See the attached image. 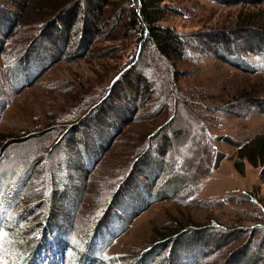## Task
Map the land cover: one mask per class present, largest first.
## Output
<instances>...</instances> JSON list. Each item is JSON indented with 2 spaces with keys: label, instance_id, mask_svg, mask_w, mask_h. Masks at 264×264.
Segmentation results:
<instances>
[{
  "label": "rangeland",
  "instance_id": "rangeland-1",
  "mask_svg": "<svg viewBox=\"0 0 264 264\" xmlns=\"http://www.w3.org/2000/svg\"><path fill=\"white\" fill-rule=\"evenodd\" d=\"M40 1H0L18 21L9 36L0 26V264H20L47 238L63 264H264L261 167L237 164L234 146L264 134V0H165L160 25L189 40L186 57L167 64L149 48L139 65V40L104 25L122 3L105 7L102 26L90 32V10L68 0L80 11L64 27L63 46L43 45L44 54L36 50L18 68L53 18L44 4L34 7ZM133 68L146 85L124 95L121 77L110 88ZM126 103L133 111L123 121L118 108ZM165 137L164 159L151 153L145 166L135 161L146 142ZM159 161L163 171L152 180ZM174 166L183 191L159 200ZM125 182L128 191L117 197ZM196 229L211 236L197 238ZM184 230L187 244L171 260L169 247Z\"/></svg>",
  "mask_w": 264,
  "mask_h": 264
},
{
  "label": "trees",
  "instance_id": "trees-1",
  "mask_svg": "<svg viewBox=\"0 0 264 264\" xmlns=\"http://www.w3.org/2000/svg\"><path fill=\"white\" fill-rule=\"evenodd\" d=\"M0 1H2V0H0ZM29 1L32 2V1H36V0H29ZM77 1H80V2L82 1L83 4L85 3L86 7L90 10V13L88 14V16L91 18V19H89L91 24L88 28H89L90 32L91 31L94 32L95 29H97L101 25L102 21L100 19H101L103 9L107 6H109L110 3H114L115 0H77ZM164 1L165 0H117V2L122 3V6L119 7V11L116 12L114 19H111L112 17H110V14H111L110 13L109 16L107 17L106 21H105L106 23L103 22L105 26H108L107 23L113 22L112 27H114V26L118 27L119 26L120 29L126 33V34H124L125 36L130 35V36L139 40V44L137 45L139 47V50L137 51V56H136L137 57L136 60L138 61V65L140 63L138 60V55L143 54V51H145L149 48L151 49V51H153V54H154L155 58L157 59V61H159V62L164 61V62H167V64H168V62L170 63V61H177L183 57H186V52H187L189 40L188 39L185 40L182 36L177 34L173 29L160 25V22L163 20V18L165 17V15L167 13V8L164 5ZM214 1H217V0H214ZM218 1H220V0H218ZM221 1L223 2L225 0H221ZM27 2H28V0H27ZM15 3L22 6V1H19V3L17 1H15ZM76 3L77 2L72 3V1L69 2L68 0H41L40 2H38L37 4L34 5V7H36V8L37 7L41 8V7H43L42 5L44 4V9L48 10V14L51 15V17H49V18L50 19L52 17L53 18L51 20H49V22L46 23V25H45L46 30L39 32L37 39L33 41V44L31 43L30 46H27V48H25V51L23 52V58H21L20 62H18V64H19L18 66H21L23 64V62L26 60V58L28 56H30L31 53L35 52L36 50H39L40 52L43 53V49H42L43 45L48 47V49H46L48 51H51V48L53 49L54 46L55 47L57 46V48H58L59 43H61V45L63 46L64 41L67 40L66 39L67 33H65V30L69 29V28L64 29V27H66V25L70 21L74 20L77 11H80V8H79L80 6H79V7H76L77 11L75 12V8H73V7L76 6ZM256 3L258 4L259 2H255L254 4H256ZM260 3H262V2H260ZM52 13H54L55 15H52ZM55 22H58V24H53ZM17 23H18V21L16 20V18H13L12 14H9L8 12H5L4 10L0 9V26L2 25V28H3L2 35H4V36L5 35L6 36L11 35L13 33V31L16 29ZM95 23H97L98 27L95 26ZM60 24L63 26H61ZM87 24H88V22H87ZM62 31H64L63 32L64 34H61ZM99 33H100V30H99ZM86 36H87L86 40H88V42H89L91 40V34H88ZM97 36H98V33H95L94 37H97ZM82 40L84 41V38H82ZM81 45H83L82 41H81ZM215 45L217 46V42L214 43V46ZM221 45H223V44L221 43ZM142 47H143V50H142ZM80 49H82V48L80 47ZM48 55L52 56V53L49 52ZM135 65L137 66V64H135ZM135 68H133L132 73L130 71L131 70V68H130L129 71H127L126 73H123V75L121 74L117 78H115L113 83L111 84L110 88L114 87L115 84L120 81L121 77H123V81L120 84V91L124 90V92H123L124 95H125L126 91H128V90L132 89L136 92V90H139L143 84L146 85V79H145L144 75L143 74H136ZM142 69H143V71L146 69L151 70L149 63H147L145 65L142 64ZM154 79H155L154 76L153 77L150 76V80L154 81ZM147 80L149 81V78H147ZM109 95H111V91H108L101 100L107 99ZM128 98H129V96H128ZM120 99L123 100V99H125V97L124 98L121 97ZM102 103H103V101L98 103V106L100 107ZM126 104L128 105L127 106L128 109L125 108ZM126 104L123 105L124 108H122V107L118 108V114L120 115L121 119L123 118L122 119L123 121L127 120L129 118V113L131 111H133V109H131V107H129L131 105H129V103H126ZM132 105L134 106V103H132ZM124 109L127 112H125ZM105 112H108V114L110 115L109 108L106 109ZM104 113H101L99 116H97V115L93 116L92 118L94 119V121L92 123L93 124L99 123L98 125H100L99 118L101 115L103 116ZM128 123L129 122H126L125 125H127ZM91 125L92 124L90 123V126ZM121 127L122 126H120L118 129V126L116 125V127H115L116 131H115V134L113 136H115V135H117V133H119ZM112 138H111V140H112ZM164 140L165 141L160 142L158 144H155V143L150 144V143L146 142V144H144L145 145L144 152L138 158H136L135 161H140V164H142V166H145V164H143V163L148 161V157H149L148 155H150L151 153H155V155H157V157H159L158 159H160V158L164 159V157L166 156L165 152H168V150L170 149V142H168L166 137L164 138ZM109 145H110V143H108L107 146L102 151L104 152L109 147ZM234 146H236V157L238 159L237 164L242 166L244 164V162L246 161L247 163H249L253 167H261L260 178L264 182V134H258L256 136H254L252 139H249L242 144H236ZM103 152H100L99 155L103 154ZM99 155H98V158L96 159L95 162L99 161L98 160ZM95 162L92 164L91 168H93ZM133 166H134V164H133ZM133 166L131 168H133ZM138 166H137V169H138ZM91 168H90V170H91ZM155 168H156V171L153 174L152 180L158 174H161V172L163 171V168H164L163 163H160V161H159L158 163L155 164ZM170 169L171 170H170L169 175H171V176L168 177L164 181L163 186L158 191L157 197L161 196L159 198V200L160 199H167V198L169 199L175 193L178 192V194H179L180 192L183 191V189H182L183 186L179 187L180 184H179L178 180L174 178L175 177L174 176L175 171L177 168L174 166L173 168H170ZM143 174H144L143 171L139 170V173L137 172V174H135V178H133L129 181L130 185H134L135 179L137 177L143 176ZM177 178L184 180L185 177L181 176V174H178ZM125 179H123L122 181H124ZM125 185H126V182L122 183L120 189L118 188V190L116 192L117 197L119 196L118 195L119 192H120V194H122V193L124 194L126 191H128L129 187H125ZM186 185H189L188 181L185 182V187H186ZM186 190H189V192H190V189H186ZM112 199L114 200V198H112ZM112 199H111V201H112ZM111 201H109L108 206L111 204ZM53 212H56V211L53 210ZM54 215H55L54 216V220H55V217L57 216V214L54 213ZM108 219H109V217H106L103 220H101L100 223H98L96 225V227H98V228L96 229L95 233L93 234L91 241H93L94 238H96L98 236L100 229L107 222ZM47 223L48 222H46L43 225V229L46 228ZM54 225H56L54 222H49V227L51 228L53 233H54V230H53ZM196 231L198 232L197 238L203 236L206 239V237L208 238V236H211V235H209L210 233H208L209 231H207V230L205 231V229L204 230L203 229H196ZM42 234L45 235L44 231L42 232ZM184 235L186 236L185 230L181 231L179 234L175 235V237L173 239L174 241H173V243H171V246L169 247V252L173 249V251L171 253L172 255L170 257L171 260L173 257V252H175L176 249L187 244V242H185V236ZM215 236H217V235H215ZM219 236L220 235L218 234V237ZM213 238L215 239V237H213ZM216 239L219 241L221 240L220 238H216ZM48 240H49V238H47V245L46 246H42L41 243H38L36 246L33 247V244H32L28 248V252L25 254V256L23 257V260L20 264H63V260H61V258L63 256V254L61 253L62 250H60V249L56 250V249L52 248V246L49 244ZM166 244L167 243L160 245V249L156 250L155 253H158V251H160L163 248L162 246H165ZM172 244H174V245H172ZM54 246H56V244H54ZM57 249H58V247H57ZM44 252H45V254H44ZM247 254H248L247 257L250 256V252H247ZM56 256H58V259L56 258ZM243 259H246V257H243ZM230 262L227 264H230Z\"/></svg>",
  "mask_w": 264,
  "mask_h": 264
},
{
  "label": "crops",
  "instance_id": "crops-1",
  "mask_svg": "<svg viewBox=\"0 0 264 264\" xmlns=\"http://www.w3.org/2000/svg\"><path fill=\"white\" fill-rule=\"evenodd\" d=\"M20 67H21V66H18V68H20ZM34 80H35V79H33L30 83L26 84L25 86L30 85L32 82H34ZM25 86H18V87H16V88H17V90H20L21 88H23V87H25Z\"/></svg>",
  "mask_w": 264,
  "mask_h": 264
}]
</instances>
